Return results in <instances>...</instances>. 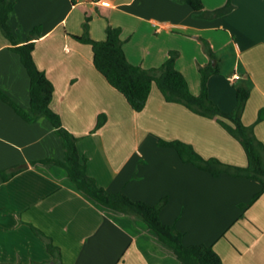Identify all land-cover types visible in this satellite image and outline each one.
<instances>
[{"label":"crops","instance_id":"obj_1","mask_svg":"<svg viewBox=\"0 0 264 264\" xmlns=\"http://www.w3.org/2000/svg\"><path fill=\"white\" fill-rule=\"evenodd\" d=\"M13 1L12 34L24 43L40 27L34 63L52 83L50 107L76 138L96 184L149 205L166 199L160 220L182 234L185 246H212L223 264H264V192L243 208L261 190L260 182L212 177L157 141H181L204 159L245 167L239 143L215 120L165 102L155 85L144 109L134 112L96 71L91 47L71 37L87 33L103 41L108 26L120 28L127 61L144 69L159 67L169 51H177L176 69L193 95L199 93L197 66L209 61L200 41L206 39L220 70L208 81V96L231 112L232 85L249 83L242 114L249 126L264 112V0H232L233 10L214 19L199 17L179 0ZM200 1L206 11L226 2ZM9 46L0 31V90L27 110L29 80ZM225 50L232 53L229 63L222 59ZM100 114L106 122L95 131ZM254 134L264 145V118ZM45 159H63L49 122L27 123L0 100V170L20 169L0 182V263L53 264L46 248L50 241L60 264H180L140 219L101 207L64 169L39 163Z\"/></svg>","mask_w":264,"mask_h":264},{"label":"trees","instance_id":"obj_2","mask_svg":"<svg viewBox=\"0 0 264 264\" xmlns=\"http://www.w3.org/2000/svg\"><path fill=\"white\" fill-rule=\"evenodd\" d=\"M179 1L187 4L195 13H200L198 16L205 19L224 16L234 8L232 0H226L224 5L211 11L203 10L200 0ZM14 6L13 0H0V31L8 41L9 49L18 56L27 74L29 103L27 110H24L1 90L0 100L25 122L35 123L39 119H45L53 128L63 148V159L60 161L45 159L39 163L54 164L64 169L76 188L101 207L140 219L155 234L160 243L171 249L180 264H223L221 257L212 246H185L182 243V234L173 226L164 225L161 222L159 213L166 199H162L156 205L133 201L121 193H110L99 187L87 174L85 160L80 157L75 144L76 138L63 128L59 115L50 107L54 92L53 85L45 74L37 69L33 60L34 39L39 37L40 27L33 28L28 39L24 43H19L14 38L8 23ZM120 35V28L108 26L103 41H95L87 33L71 37L91 47L92 61L96 71L124 97L134 112H141L144 109L151 88L155 85L165 102L181 105L199 117L215 120L243 149L247 160L245 167L225 164L215 158L204 159L189 144L181 141L158 139L157 144L173 149L183 163H189L209 173L212 177L226 174L233 178L254 179L260 182L261 190L243 208L249 206L264 192V145L254 134L255 125L264 118L263 110L258 112L254 124L246 126L242 122V114L251 91L249 83L240 81L232 85L235 93V108L231 112H224L208 96V81L212 76L218 75L220 70L219 59L206 39L200 38V41L209 61L205 65L197 66L200 76L199 93L193 95L185 77L176 69L175 63L179 55L177 51H169L167 59L159 67L144 69L127 61L123 51L124 41ZM105 122L106 116L98 115L95 131L100 129ZM19 171L20 169L0 170V182H6ZM46 248L51 256L49 263L60 264L58 248L50 241L47 242Z\"/></svg>","mask_w":264,"mask_h":264},{"label":"rangeland","instance_id":"obj_3","mask_svg":"<svg viewBox=\"0 0 264 264\" xmlns=\"http://www.w3.org/2000/svg\"><path fill=\"white\" fill-rule=\"evenodd\" d=\"M232 57V53L230 50H225L224 53L222 54V59L226 63H229Z\"/></svg>","mask_w":264,"mask_h":264},{"label":"built area","instance_id":"obj_4","mask_svg":"<svg viewBox=\"0 0 264 264\" xmlns=\"http://www.w3.org/2000/svg\"><path fill=\"white\" fill-rule=\"evenodd\" d=\"M98 2H100V1L98 0Z\"/></svg>","mask_w":264,"mask_h":264}]
</instances>
